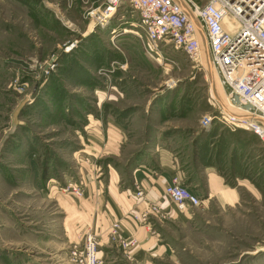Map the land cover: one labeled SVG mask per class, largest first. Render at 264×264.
<instances>
[{
	"label": "rangeland",
	"instance_id": "1",
	"mask_svg": "<svg viewBox=\"0 0 264 264\" xmlns=\"http://www.w3.org/2000/svg\"><path fill=\"white\" fill-rule=\"evenodd\" d=\"M105 2L0 0V264L71 263L64 189L106 160L82 148L106 138L107 123L122 130L109 163L123 178L164 145L187 175L215 163L239 179L237 205L167 226L169 264H264V147L216 118L233 109L205 41L198 63L170 45L148 56L127 2L88 15Z\"/></svg>",
	"mask_w": 264,
	"mask_h": 264
},
{
	"label": "built area",
	"instance_id": "2",
	"mask_svg": "<svg viewBox=\"0 0 264 264\" xmlns=\"http://www.w3.org/2000/svg\"><path fill=\"white\" fill-rule=\"evenodd\" d=\"M124 2L137 16L143 31L142 46L148 56L160 55L161 47L170 45L198 63L205 41L228 108L233 109L231 113L218 110L216 118L234 130L250 132L264 147V0H106L99 12L92 10L88 15L104 20ZM64 190L75 197L83 193L75 183L66 185ZM133 195L145 199L140 187ZM164 195L183 215L190 214L202 202L184 184L181 174L171 176ZM151 209L160 215L159 208ZM132 216L135 220L146 218L144 213ZM119 228V222L113 221L108 230L110 241L130 258L138 241L120 235ZM97 250L94 232L88 230L81 244L71 246L70 259L74 264H102Z\"/></svg>",
	"mask_w": 264,
	"mask_h": 264
},
{
	"label": "crops",
	"instance_id": "3",
	"mask_svg": "<svg viewBox=\"0 0 264 264\" xmlns=\"http://www.w3.org/2000/svg\"><path fill=\"white\" fill-rule=\"evenodd\" d=\"M106 131V138L98 135L97 140H91L82 148L94 156L106 155V160L99 158L96 169L86 166L87 170H84L82 166L77 175L82 195L68 194L70 201L65 207L61 204L62 208L68 209L62 222L67 242L81 244L85 232H94L97 257L102 264H169L175 261V251L165 237V229L173 223H188L195 212L192 210L183 215L165 197L164 187L174 174L183 175L184 184L202 198L198 210L207 209L213 202L227 207L239 203V179L232 182L228 179L233 185L229 184L215 163L203 164L196 172L187 175L181 168L179 156L164 145L138 159L129 175L123 178L109 163L110 157L120 155L122 130L107 123ZM136 187L143 189L145 199L134 197ZM151 206L159 208L160 215ZM135 213H144L146 218L135 220L132 216ZM115 220L119 222L120 235L138 241L130 258L125 257L117 243L110 241L108 230ZM68 259L71 261H67L68 264H74L70 255Z\"/></svg>",
	"mask_w": 264,
	"mask_h": 264
},
{
	"label": "trees",
	"instance_id": "4",
	"mask_svg": "<svg viewBox=\"0 0 264 264\" xmlns=\"http://www.w3.org/2000/svg\"><path fill=\"white\" fill-rule=\"evenodd\" d=\"M218 168H219V167H218ZM219 170H220V168H219ZM221 173H222V172H221ZM44 174H45V171L43 170V171H42V176H43V177H45ZM227 182H228L229 184L233 185V184H232L231 182H229L228 180H227Z\"/></svg>",
	"mask_w": 264,
	"mask_h": 264
},
{
	"label": "water",
	"instance_id": "5",
	"mask_svg": "<svg viewBox=\"0 0 264 264\" xmlns=\"http://www.w3.org/2000/svg\"><path fill=\"white\" fill-rule=\"evenodd\" d=\"M233 97H234L235 101L237 102V101H238V100H237V96H236V95H234ZM245 107H246V108H248L249 106H248V105H246Z\"/></svg>",
	"mask_w": 264,
	"mask_h": 264
},
{
	"label": "bare ground",
	"instance_id": "6",
	"mask_svg": "<svg viewBox=\"0 0 264 264\" xmlns=\"http://www.w3.org/2000/svg\"><path fill=\"white\" fill-rule=\"evenodd\" d=\"M227 112H230V111H227ZM231 113V112H230Z\"/></svg>",
	"mask_w": 264,
	"mask_h": 264
}]
</instances>
